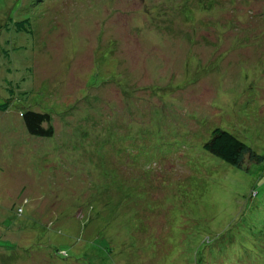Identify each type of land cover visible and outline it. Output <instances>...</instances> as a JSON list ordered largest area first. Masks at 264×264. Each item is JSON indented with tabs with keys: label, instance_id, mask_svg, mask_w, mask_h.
I'll return each instance as SVG.
<instances>
[{
	"label": "rangeland",
	"instance_id": "rangeland-1",
	"mask_svg": "<svg viewBox=\"0 0 264 264\" xmlns=\"http://www.w3.org/2000/svg\"><path fill=\"white\" fill-rule=\"evenodd\" d=\"M9 17L32 26L0 30V264L241 262L264 165L203 142L264 156V0H0Z\"/></svg>",
	"mask_w": 264,
	"mask_h": 264
},
{
	"label": "trees",
	"instance_id": "trees-1",
	"mask_svg": "<svg viewBox=\"0 0 264 264\" xmlns=\"http://www.w3.org/2000/svg\"><path fill=\"white\" fill-rule=\"evenodd\" d=\"M7 20L8 21L0 22V30L3 26L10 28L8 25L13 24V27L18 31L23 29H27L29 32L31 31L29 29L32 26L31 20L15 19L13 17H9ZM9 104V99L0 98V110L6 109L9 107ZM22 117L31 134L38 136H50L55 131L52 116L47 111L41 109L35 110V108L30 107L22 113ZM120 128L123 133L126 132L124 128L120 127V125L118 128H113V131ZM203 147L206 151L238 168L243 167L244 162H247L248 160H254L257 162L262 161L264 165L263 155L257 153L252 147L237 137L234 133L221 127L212 128L208 139L203 142ZM118 153L119 155L124 154V149L120 147L118 149ZM228 243L231 245L235 244L236 246V243L234 242H225L226 245H228ZM246 245L247 247H245L244 250L245 255L243 260L238 262L237 248L235 247V250L231 252L232 262L230 264H264V233L259 231L258 234L256 231ZM219 249L221 250L222 246ZM209 251L210 249H208V252ZM63 253H65V251Z\"/></svg>",
	"mask_w": 264,
	"mask_h": 264
}]
</instances>
